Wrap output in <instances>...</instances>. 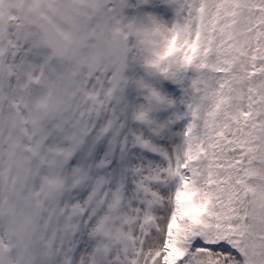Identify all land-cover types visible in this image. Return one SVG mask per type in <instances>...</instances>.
<instances>
[{"label":"snow or ice","instance_id":"1","mask_svg":"<svg viewBox=\"0 0 264 264\" xmlns=\"http://www.w3.org/2000/svg\"><path fill=\"white\" fill-rule=\"evenodd\" d=\"M0 264H264V0H0Z\"/></svg>","mask_w":264,"mask_h":264}]
</instances>
